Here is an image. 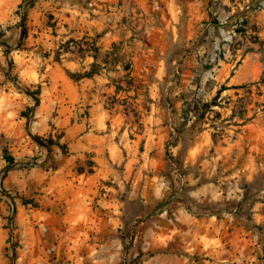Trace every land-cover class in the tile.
I'll return each mask as SVG.
<instances>
[{
    "label": "crops",
    "instance_id": "obj_1",
    "mask_svg": "<svg viewBox=\"0 0 264 264\" xmlns=\"http://www.w3.org/2000/svg\"><path fill=\"white\" fill-rule=\"evenodd\" d=\"M89 5L91 9L83 2L64 0L55 8L57 43L74 39L82 48L66 51L63 63L53 67L47 92L38 100L40 104L45 99L46 105L49 99L57 100L64 115L54 128L34 129L60 138L68 147L67 154L57 144L52 147L56 168L49 181L55 229L67 231L65 254L71 264H114L89 260L87 232L117 230L122 223V212L116 208L118 188L132 183L149 191L161 183L169 153L182 155L186 150L188 164L208 173L219 169L227 180L264 183V11H246L249 25L257 26L250 30L256 37L237 39L251 49L232 53L229 44L227 50L223 45L217 66L202 74L209 55L217 56L215 28L209 26L204 40L201 26L215 10L213 0H90ZM91 39L97 41L98 61H106L107 66L93 77L75 81L67 71L90 69ZM238 56H242L239 63H233ZM208 81L214 85L199 87ZM249 84L258 86L261 95L252 96L245 117L231 121L245 93L242 87ZM220 90L222 106L215 109L220 120L232 122L231 128H191L192 123L184 121L185 106L191 100H208ZM135 93L148 97L143 112L144 105L132 101ZM124 101L138 107L134 113H143L142 124ZM42 111L47 117L51 114L47 108ZM86 111V117L77 120ZM172 119L176 132L169 123ZM261 188L258 197H264ZM263 204L257 207L264 209ZM114 242L123 243L105 236L101 245Z\"/></svg>",
    "mask_w": 264,
    "mask_h": 264
},
{
    "label": "rangeland",
    "instance_id": "obj_2",
    "mask_svg": "<svg viewBox=\"0 0 264 264\" xmlns=\"http://www.w3.org/2000/svg\"><path fill=\"white\" fill-rule=\"evenodd\" d=\"M75 1L92 8L90 0ZM213 2L215 10L201 21V26L205 29L204 40L209 26L215 28L217 56L209 55L202 74L217 66L223 56V45L227 50L229 44L232 53L237 49L244 53L250 48L245 41L237 39L246 35L252 36L251 39L256 37L250 30L257 26L249 25L246 11H264V0ZM63 3L64 0H0V264H71L65 254L67 231L55 229L54 193L49 183L50 173L56 168L52 156L55 144H51V138L58 140V137L41 135L34 129L54 128L58 117L64 115L57 100L49 99L46 105L44 99L38 104L54 76L53 67L63 63L66 53L61 45L68 40L57 43L59 27L54 20L55 8ZM74 41L70 50L79 48V41ZM79 53L83 54L82 49ZM206 57L207 52L203 59ZM238 57L233 63H239L242 56ZM211 85L214 83L208 81L199 87L207 89ZM214 97L191 100L185 106L188 112L184 113V121L193 126L198 120L197 112L191 108L193 102L211 101ZM132 98L136 104L140 102L139 106L148 100L137 93ZM251 100V95L245 96L242 107L239 105L237 109L246 111ZM122 103L127 105V110L132 108L135 120L141 123L143 113H134L138 107H133V102ZM46 108L51 112L48 117L42 111ZM85 113L78 114L77 120L85 118ZM211 118L212 114L207 113L198 127L215 128ZM169 123L172 128H178L175 120ZM216 125L231 128L232 122L220 120ZM5 149L15 158L13 164L6 160ZM186 153L184 150L182 155L168 154L165 179L153 184L149 191L132 183L118 188L116 208L122 212V223L117 230L105 234L96 229L87 232L85 249L90 261L264 264V209L257 207L264 201V197L257 196L264 183L227 180L219 169L214 173L202 171L196 164H188ZM24 200L33 202L27 204ZM105 236L122 240V246L115 242L101 245Z\"/></svg>",
    "mask_w": 264,
    "mask_h": 264
},
{
    "label": "trees",
    "instance_id": "obj_3",
    "mask_svg": "<svg viewBox=\"0 0 264 264\" xmlns=\"http://www.w3.org/2000/svg\"><path fill=\"white\" fill-rule=\"evenodd\" d=\"M27 30L25 29V36L27 35ZM73 39H69L66 43H63L61 45V48L65 49V51H69L70 47H71V42H73ZM89 46L91 47V49L93 50V57H94V61L91 63V67L90 69L84 71V72H74L71 70H68V74L69 76L75 80V81H79L85 77H93L96 74H99L104 68H106L107 66V62L103 61V62H99L98 61V56H99V48L97 46V41L95 39H91L89 42ZM3 44L7 45L6 42H3ZM78 46H80V44L78 43ZM82 48V47H81ZM80 48V49H81ZM251 48H248L247 50H250ZM61 51H58V55L61 56ZM57 59L58 56H57ZM132 83V81H130ZM129 82V84H130ZM224 89V88H222ZM220 92L221 90L218 92L217 95H215V97L211 100V101H201V100H196L195 102H193V106L191 107L193 110H195L197 112V118L198 120L194 122L193 126L191 128H199L198 127V123H200L202 120H200L202 117H204L207 113L212 114V121L215 123L214 127L218 130L221 131L222 128H218L220 127L219 125H216V121H220L221 118V114L218 110H216L215 108H213L214 105H220L222 106V102H219V98H220ZM244 109L242 108H235L233 110V113L231 115V120H233V118L235 116L238 117H245V111H243ZM188 111H186L187 113ZM187 115V114H186ZM228 118L222 119L221 122H226L228 121ZM51 144H57L61 147V149L63 150V152L65 154L68 153V147L65 143H61L60 142V138L58 140L51 138ZM171 153H169L170 155ZM172 157V156H170ZM5 158L6 160L10 163L13 164L15 162V158L9 154L8 149H5ZM25 203H31L33 202V200H24Z\"/></svg>",
    "mask_w": 264,
    "mask_h": 264
},
{
    "label": "built area",
    "instance_id": "obj_4",
    "mask_svg": "<svg viewBox=\"0 0 264 264\" xmlns=\"http://www.w3.org/2000/svg\"><path fill=\"white\" fill-rule=\"evenodd\" d=\"M75 43H76V42L73 41V42H71L70 44H71L72 47H74V44H75ZM242 88H243V90L245 91V93L242 94V95L239 97L241 107H242V104L244 103V101L242 102V100H244L245 96H250V95H251V98H252L253 95H256V96H258V97L261 95V89H260L258 86H254V84L245 85V86H243ZM255 88H256V91H255V94H254V93H253V89H255ZM246 101H247V98H246ZM259 107L262 108V106H259ZM194 118H195V117H194ZM172 129H173L174 132H176V128H172Z\"/></svg>",
    "mask_w": 264,
    "mask_h": 264
},
{
    "label": "water",
    "instance_id": "obj_5",
    "mask_svg": "<svg viewBox=\"0 0 264 264\" xmlns=\"http://www.w3.org/2000/svg\"><path fill=\"white\" fill-rule=\"evenodd\" d=\"M23 25H24V22H23Z\"/></svg>",
    "mask_w": 264,
    "mask_h": 264
}]
</instances>
